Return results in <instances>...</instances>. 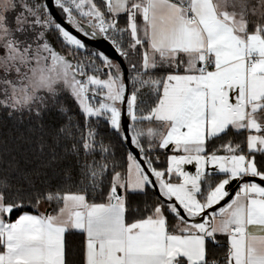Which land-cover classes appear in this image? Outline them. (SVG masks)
<instances>
[{"label": "snow or ice", "instance_id": "1", "mask_svg": "<svg viewBox=\"0 0 264 264\" xmlns=\"http://www.w3.org/2000/svg\"><path fill=\"white\" fill-rule=\"evenodd\" d=\"M0 111V264H264V0H0Z\"/></svg>", "mask_w": 264, "mask_h": 264}, {"label": "trees", "instance_id": "2", "mask_svg": "<svg viewBox=\"0 0 264 264\" xmlns=\"http://www.w3.org/2000/svg\"><path fill=\"white\" fill-rule=\"evenodd\" d=\"M63 15V14H62ZM53 43L56 45H59L56 41L55 38H53ZM89 48V47H88ZM92 50L91 48H89ZM130 76V82H131V87H132V81H131V73H129ZM61 101L65 103L66 106L70 107L73 112L76 111V106L75 104L71 101L70 98H68L65 95H62L60 97ZM49 123L59 125L60 123L64 122L63 117L60 116V114L53 109L48 116L46 117ZM27 135V125L26 124H19L17 121L12 120L7 117L6 113L3 111H0V142H7L9 147H16L20 148L23 145V141L20 140L19 138L22 136ZM26 147V145H23ZM120 154H126L129 152V149L126 144H123L122 146H119L118 149ZM165 159L164 155H161V160L163 161ZM31 166V165H30ZM156 197V194L154 192H149V195L147 199L149 200H154ZM47 207H49L48 204L42 203L39 206V212L44 211ZM21 211H30V212H35V209L31 206H26L24 207ZM21 212H14L12 215V219H16L17 216H19ZM221 243H224V237H219ZM66 241L68 244L69 251L71 253V260L73 261V264H80L81 261V251L83 249V244H84V235L79 232H72L69 233L66 236ZM214 252L216 256L222 257L223 256V249L222 248H216L214 249Z\"/></svg>", "mask_w": 264, "mask_h": 264}, {"label": "water", "instance_id": "3", "mask_svg": "<svg viewBox=\"0 0 264 264\" xmlns=\"http://www.w3.org/2000/svg\"><path fill=\"white\" fill-rule=\"evenodd\" d=\"M53 12L55 13L57 20H62V15L59 13V11L57 9L53 8ZM87 44L91 45L95 49H99L100 51H103L104 53L113 57L114 59L116 58V54L114 53L112 47L104 40H88ZM125 69L127 70V64L126 63H125ZM127 85H128V88L131 89V82H130V76L129 75H128V80H127ZM125 121L129 122V121H127L126 116H125ZM126 145L129 149V151H134L133 145H131L129 143H126ZM250 179H253V180H255V182L261 183L262 185H264V182L260 181L258 178H250ZM237 190H238V184L235 182L232 183L231 186L229 187V191L234 194L235 191H237ZM155 194L158 195V193H155Z\"/></svg>", "mask_w": 264, "mask_h": 264}, {"label": "crops", "instance_id": "4", "mask_svg": "<svg viewBox=\"0 0 264 264\" xmlns=\"http://www.w3.org/2000/svg\"><path fill=\"white\" fill-rule=\"evenodd\" d=\"M186 168H187V170H189V171H192V172H194L195 171V168H194V166H192V165H188V166H186ZM48 208V207H47ZM50 210V209H49ZM48 210V211H49ZM25 212H27V213H35V212H30V211H25ZM43 212H46V209L44 210V211H41V213H43ZM13 220H15V219H13Z\"/></svg>", "mask_w": 264, "mask_h": 264}, {"label": "flooded vegetation", "instance_id": "5", "mask_svg": "<svg viewBox=\"0 0 264 264\" xmlns=\"http://www.w3.org/2000/svg\"><path fill=\"white\" fill-rule=\"evenodd\" d=\"M60 13V12H59ZM62 15V13H60ZM63 16V15H62ZM89 48H91L92 50H96L95 48H93L91 45H88Z\"/></svg>", "mask_w": 264, "mask_h": 264}, {"label": "rangeland", "instance_id": "6", "mask_svg": "<svg viewBox=\"0 0 264 264\" xmlns=\"http://www.w3.org/2000/svg\"><path fill=\"white\" fill-rule=\"evenodd\" d=\"M59 48V45H56ZM50 209V207L46 208V211H48Z\"/></svg>", "mask_w": 264, "mask_h": 264}]
</instances>
